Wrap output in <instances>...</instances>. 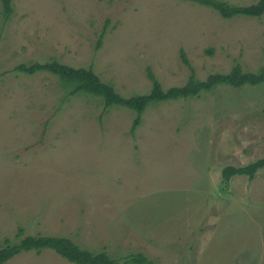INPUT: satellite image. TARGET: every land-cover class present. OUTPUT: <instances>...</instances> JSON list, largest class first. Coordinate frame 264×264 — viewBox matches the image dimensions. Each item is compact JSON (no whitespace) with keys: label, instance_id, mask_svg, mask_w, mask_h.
Returning <instances> with one entry per match:
<instances>
[{"label":"rangeland","instance_id":"374dc122","mask_svg":"<svg viewBox=\"0 0 264 264\" xmlns=\"http://www.w3.org/2000/svg\"><path fill=\"white\" fill-rule=\"evenodd\" d=\"M249 5L258 0H223ZM0 0V245L60 236L116 264H264V83L107 109L48 72L89 68L124 96L264 67V14L190 0ZM211 50L209 54L207 51ZM184 52L188 64L181 58ZM4 264H73L49 249Z\"/></svg>","mask_w":264,"mask_h":264},{"label":"trees","instance_id":"16d2710c","mask_svg":"<svg viewBox=\"0 0 264 264\" xmlns=\"http://www.w3.org/2000/svg\"><path fill=\"white\" fill-rule=\"evenodd\" d=\"M199 5L208 7L220 15L229 19L236 16L260 17L264 14V0H258L249 5H235L223 0H190ZM4 17L8 18L12 11L11 0H1ZM209 54L211 50L207 51ZM181 58L188 64L185 54L181 51ZM186 83L183 86L171 87L164 90L158 81L149 73L152 82L151 90L142 95L124 97L118 94L114 88L102 82L89 68H73L57 61L43 63H32L30 65H19L16 70L22 73L48 72L60 78L65 86L69 87V95L79 93L91 94L102 99L104 107L111 106L125 107L136 113L133 128L140 123L141 114L145 108L153 103L167 102L178 99L197 97L203 92H209L218 86L240 88L246 85L256 86L264 83V67L255 72H245L240 65L232 67L227 73L209 74L204 80L195 77L192 68ZM264 166V157L242 167L227 166L222 170L223 177L227 180L234 175H246L253 178L258 169ZM49 249L57 255L73 264H116L117 260L105 252L94 253L81 248L67 237L60 236H25L17 242H10L5 239L4 245H0V264H4L22 252ZM133 262L144 264L147 262L141 254L136 255Z\"/></svg>","mask_w":264,"mask_h":264}]
</instances>
